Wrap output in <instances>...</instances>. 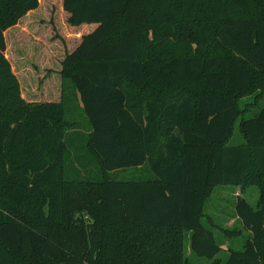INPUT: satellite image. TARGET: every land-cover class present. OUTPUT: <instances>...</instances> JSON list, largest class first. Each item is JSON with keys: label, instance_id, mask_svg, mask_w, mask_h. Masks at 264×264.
I'll return each instance as SVG.
<instances>
[{"label": "trees", "instance_id": "16d2710c", "mask_svg": "<svg viewBox=\"0 0 264 264\" xmlns=\"http://www.w3.org/2000/svg\"><path fill=\"white\" fill-rule=\"evenodd\" d=\"M62 6L82 35L61 67L34 66L54 68L57 97L46 87L28 100L7 33L40 0H0V264H264V108L241 119L244 143L228 144L246 111L242 98L264 92V0ZM66 80L89 125L84 148L99 180L66 175ZM144 165L154 178L111 176ZM221 185L261 192L257 208L238 197L251 236L226 260L216 258L223 247L205 211ZM186 238L191 253L216 259L192 262Z\"/></svg>", "mask_w": 264, "mask_h": 264}, {"label": "rangeland", "instance_id": "374dc122", "mask_svg": "<svg viewBox=\"0 0 264 264\" xmlns=\"http://www.w3.org/2000/svg\"><path fill=\"white\" fill-rule=\"evenodd\" d=\"M67 17L68 15L62 6V0H40L39 9L7 33L9 53L17 50L19 56L22 57V61H19V72L22 75L24 95L28 94L29 90V96L26 98L28 100L32 98L38 100L39 93H44L46 87V96L57 97V89L61 87V81L56 73L51 72L54 71V68L47 69L45 73V71L37 70L34 66L38 65L40 68L43 65L61 67L60 61L64 55V50L68 51V48L71 49L78 42L82 32H74L68 24ZM17 33L19 38H14ZM159 55L167 57L169 54L160 50ZM64 87L70 98L69 103L65 106V117L69 123L67 135L71 143L66 158V175L76 181L99 180L102 177L99 164L93 155L84 148L85 134L89 131L84 111L75 97V90L71 82L66 80ZM33 94L35 96H32ZM155 98L160 100L161 96ZM241 102L246 107V111L236 123L234 134L228 142L229 145L244 143L245 139L239 124L242 118L255 117L264 108V92L254 91L252 94L244 96ZM111 176L117 179L154 178L153 172L147 165L141 168L131 167L116 170L111 172ZM240 195L246 198L253 207H258L261 192L256 185L247 187L218 186L211 192L206 202V214L214 217L217 225L215 227L216 236L223 247L216 258L222 260L229 257L230 250H243L246 241L251 236V232L244 227L241 220L232 219L236 217V202ZM221 227L238 228L241 229L242 233L237 236H227L222 233ZM158 241H162L161 238ZM184 251L192 262L209 263L216 259L191 253L187 238L184 240Z\"/></svg>", "mask_w": 264, "mask_h": 264}, {"label": "crops", "instance_id": "0c3cea01", "mask_svg": "<svg viewBox=\"0 0 264 264\" xmlns=\"http://www.w3.org/2000/svg\"><path fill=\"white\" fill-rule=\"evenodd\" d=\"M240 197H241V195H240ZM212 217H213V216H212ZM235 218H237V220H240L239 217H238L237 215H236V217H233L232 219L234 220ZM237 220H236V221H237ZM233 223H234V222H233ZM230 225H231V224H230ZM223 228H224V227H223ZM225 229H227V231H228V233H225V234H228L227 236H229V234H231V232H230L231 230H232V231H234V230H236V231H240V233H237V232H236V234H234L235 236H237V235H239V234L242 233L241 229H238V228H226V227H225ZM225 239H226V238H225ZM190 251H191V250H190Z\"/></svg>", "mask_w": 264, "mask_h": 264}]
</instances>
